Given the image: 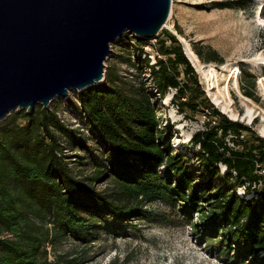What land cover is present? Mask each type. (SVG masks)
<instances>
[{
    "label": "trees",
    "instance_id": "1",
    "mask_svg": "<svg viewBox=\"0 0 264 264\" xmlns=\"http://www.w3.org/2000/svg\"><path fill=\"white\" fill-rule=\"evenodd\" d=\"M161 33L165 37L152 63L144 51L149 41L128 33L121 39L127 53L122 60L138 72L145 67L155 92L138 74V81L129 82L114 69L100 84L77 93L79 104L71 105L79 127L66 126L56 110L40 104L0 125V264H81L101 237H119L130 221L157 217L143 209L154 202L182 216L215 260L264 264V139L205 97L193 63L222 65L216 50L192 44V55L182 42L191 66L176 35ZM252 64L262 82L264 54ZM240 76L243 96L255 99L254 76L244 70ZM170 89L181 114L206 115L183 152L171 148L172 128L156 115ZM251 107L245 112L253 116ZM70 152L75 157L69 162ZM86 167L91 174L81 176ZM103 181L112 186L99 190ZM65 241L82 250H59Z\"/></svg>",
    "mask_w": 264,
    "mask_h": 264
},
{
    "label": "rangeland",
    "instance_id": "2",
    "mask_svg": "<svg viewBox=\"0 0 264 264\" xmlns=\"http://www.w3.org/2000/svg\"><path fill=\"white\" fill-rule=\"evenodd\" d=\"M262 1L264 0H171L169 19L165 23L164 29L176 35L181 43L188 42V48L192 55L195 54L191 49L192 44L196 48L209 47L216 50L223 60L222 65L218 62L205 64L201 61L198 64L196 59L193 63L205 97L230 120H238L246 126H251L256 130L258 136L264 139L262 133L264 128V66L261 69L262 82L251 69L256 58L262 53L264 54ZM228 5H234L235 8L220 9L219 7ZM238 5L242 7L239 8ZM176 28H179L180 34H177ZM159 34L157 41L156 39H153L155 41L148 40V44L151 45L150 50L144 49V51L151 55L159 52L158 44L165 37L161 31ZM128 35L136 37L132 34ZM121 39H117L111 45L112 53L104 61L105 76L107 71L117 69L123 80L129 82L139 79L146 80V83L150 84L147 87L155 92L152 83H149V71L145 67L138 72L137 69L127 66L122 60L127 53L122 48L124 40ZM148 44L145 47H148ZM152 62L151 59L150 63ZM243 70L254 76L253 95L255 99L242 94L239 78ZM137 74L139 79L134 80ZM217 84L220 85V90L216 88ZM169 91L170 93L166 95L167 102L166 98L160 102L156 115L159 116L161 123L166 128L167 126L172 128L171 148L175 152L180 150L183 152L191 137L203 129L206 115L201 111L187 116L181 114L170 99L174 89ZM77 93L79 92L70 90L67 99L54 98L45 109L49 112L56 110L57 117L66 126L79 127L80 121L74 116L76 110L71 105V103L79 104ZM243 97L249 98L252 104L246 103L242 99ZM247 105H252L251 108L255 113L253 116L245 112ZM15 112L18 111L7 115L0 125ZM18 123L23 125L25 120H20ZM61 142L66 145L64 141ZM88 145L92 146V143L88 142ZM76 153L80 156L83 155L81 151ZM74 154L75 152L69 153V162L73 161ZM71 165L75 166V164ZM84 169L85 172L81 176L83 174L86 177L89 176L91 174L90 167ZM110 186H112L110 182L103 181L98 184V189L103 190ZM236 193L239 196H244L242 188H238ZM251 196L252 194L247 199H250ZM143 209L158 216L150 221L146 219L130 221V227L125 229L119 237H101L87 250L86 258L81 264H109L114 258H118L120 264H224L208 254L204 243L197 242L187 221L178 213L168 210L157 202L143 206ZM196 219L195 215L193 222H197ZM47 249L48 252H51L49 248ZM58 249L69 254L82 250L73 241L63 242ZM48 258L51 262L52 254Z\"/></svg>",
    "mask_w": 264,
    "mask_h": 264
},
{
    "label": "water",
    "instance_id": "3",
    "mask_svg": "<svg viewBox=\"0 0 264 264\" xmlns=\"http://www.w3.org/2000/svg\"><path fill=\"white\" fill-rule=\"evenodd\" d=\"M170 9L171 0H0V123L100 84L111 45L125 33L156 39Z\"/></svg>",
    "mask_w": 264,
    "mask_h": 264
},
{
    "label": "built area",
    "instance_id": "4",
    "mask_svg": "<svg viewBox=\"0 0 264 264\" xmlns=\"http://www.w3.org/2000/svg\"><path fill=\"white\" fill-rule=\"evenodd\" d=\"M151 41H155V40H151ZM149 48H150V45H148V47H145L144 49L147 50V51H149L150 50ZM149 57L151 59H153L154 58V55H150Z\"/></svg>",
    "mask_w": 264,
    "mask_h": 264
},
{
    "label": "bare ground",
    "instance_id": "5",
    "mask_svg": "<svg viewBox=\"0 0 264 264\" xmlns=\"http://www.w3.org/2000/svg\"><path fill=\"white\" fill-rule=\"evenodd\" d=\"M167 100H168V99L166 98V102H167ZM165 104H166V103H165Z\"/></svg>",
    "mask_w": 264,
    "mask_h": 264
},
{
    "label": "clouds",
    "instance_id": "6",
    "mask_svg": "<svg viewBox=\"0 0 264 264\" xmlns=\"http://www.w3.org/2000/svg\"><path fill=\"white\" fill-rule=\"evenodd\" d=\"M222 113V112H221Z\"/></svg>",
    "mask_w": 264,
    "mask_h": 264
}]
</instances>
